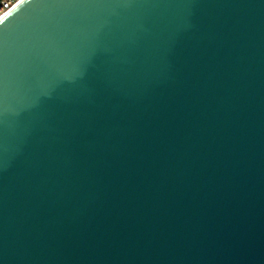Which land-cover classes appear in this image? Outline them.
Instances as JSON below:
<instances>
[{
    "label": "water",
    "instance_id": "95a60500",
    "mask_svg": "<svg viewBox=\"0 0 264 264\" xmlns=\"http://www.w3.org/2000/svg\"><path fill=\"white\" fill-rule=\"evenodd\" d=\"M0 264H264V0L6 15Z\"/></svg>",
    "mask_w": 264,
    "mask_h": 264
},
{
    "label": "built area",
    "instance_id": "2783aa9c",
    "mask_svg": "<svg viewBox=\"0 0 264 264\" xmlns=\"http://www.w3.org/2000/svg\"><path fill=\"white\" fill-rule=\"evenodd\" d=\"M22 1L23 0H0V18L6 13L13 11Z\"/></svg>",
    "mask_w": 264,
    "mask_h": 264
},
{
    "label": "bare ground",
    "instance_id": "6f19581e",
    "mask_svg": "<svg viewBox=\"0 0 264 264\" xmlns=\"http://www.w3.org/2000/svg\"><path fill=\"white\" fill-rule=\"evenodd\" d=\"M23 1H25V0H23ZM23 1H22V2H23ZM22 2H21V3H22ZM8 13H10V12H8ZM8 13H6L4 16H2V17L0 18V21H1L6 15H8Z\"/></svg>",
    "mask_w": 264,
    "mask_h": 264
}]
</instances>
